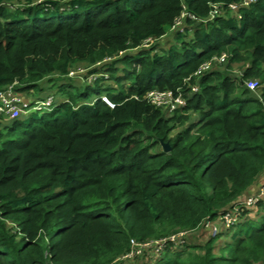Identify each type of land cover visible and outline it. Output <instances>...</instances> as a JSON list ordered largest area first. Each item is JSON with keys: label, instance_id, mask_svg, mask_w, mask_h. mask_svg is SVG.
<instances>
[{"label": "trees", "instance_id": "1", "mask_svg": "<svg viewBox=\"0 0 264 264\" xmlns=\"http://www.w3.org/2000/svg\"><path fill=\"white\" fill-rule=\"evenodd\" d=\"M241 3L0 0V90L39 101L49 80L64 94L40 116H0V264H148L153 247L118 258L180 231L207 239L155 264H264V197L231 228L218 215L264 184V0ZM154 90L186 104L169 112Z\"/></svg>", "mask_w": 264, "mask_h": 264}, {"label": "built area", "instance_id": "2", "mask_svg": "<svg viewBox=\"0 0 264 264\" xmlns=\"http://www.w3.org/2000/svg\"><path fill=\"white\" fill-rule=\"evenodd\" d=\"M256 0H242L241 5H248L251 2H254ZM220 5L215 4L213 5V10L211 11V18L216 15L220 10H219ZM229 7L231 9H236L237 5L236 4H230ZM185 13H182L179 18L176 19V22L174 25L171 27V29H174L175 26H179L181 24V18H183ZM193 18V16H190ZM179 23V24H178ZM226 59V54H221L220 56H215L213 57L210 61H206L202 63L198 69L194 72V76H197L201 74L202 72L208 70L210 66L212 65V62H218L223 63ZM71 75L72 72L70 71ZM69 73V75H70ZM94 76H90L88 79L92 80ZM16 83H13L3 89L0 90V116H6L10 118H16L22 115H27L32 111H39L44 108L46 109H51L55 106L54 104V98L53 96H48L46 99L39 100V101H34L30 102L25 100L15 89ZM245 85L248 89L254 91L256 90L258 84L255 80L249 79L245 82ZM191 90L196 91L197 87L195 85H191ZM101 100L106 102L109 105H112L108 98L106 96H101ZM149 102L156 106L163 107L165 109H168L169 112H174L176 110L182 109L186 101L183 97V95L180 92L174 93L170 90H164V91H159V90H154L150 91L146 94L145 97ZM264 197V184L261 185L256 193H253L249 195L244 201L242 202H237L235 205L227 211H224L222 213H219V219L223 222V225L226 228H231L235 226L238 223L239 220V214L241 207L243 205L246 206H253L256 205L262 198ZM205 227L209 229L210 235L211 236H216L219 232V228L214 222V220H211L210 218H207L205 223ZM182 231L171 234L167 237H162L156 240H151L147 241L144 243H137L131 240V249L130 251L122 256L119 257V259L123 257H129L133 255L135 252L141 253L142 249H145L147 247H153L154 253H153V261L157 260L160 258L162 255L163 250L166 248V246L169 243H183L184 242V237L181 235ZM153 241V242H152ZM150 242V243H148ZM148 243V245H147ZM114 264V263H111Z\"/></svg>", "mask_w": 264, "mask_h": 264}, {"label": "rangeland", "instance_id": "3", "mask_svg": "<svg viewBox=\"0 0 264 264\" xmlns=\"http://www.w3.org/2000/svg\"><path fill=\"white\" fill-rule=\"evenodd\" d=\"M179 24V23H178ZM164 41V42H163ZM162 44L163 45H166L168 42H169V40H167L166 41V38H164V39H162ZM240 64L239 63H235L234 64V71L236 72V73H238V70L240 69ZM72 72V75H71V73H70V76L71 77H78V75L77 74H79V73H81V72H83V69H76V70H72L71 71ZM80 78L78 79V78H75L76 80L74 81L77 85H82L81 87H80V89H83L84 88V86L86 85V79H85V77L83 78V75H80L79 76ZM91 80H89V79H87V82H90ZM53 83L54 82H51V81H49V80H46V81H43V82H41L39 85H38V88H37V90L39 91L38 93L39 94H42L43 96H45L49 91H50V89H53L52 91H50V94H52V96H53V98H54V103H56L59 99H61V98H64V94L62 93V92H60V91H58V90H56V88L54 89L53 87H52V85H53ZM40 89V90H39ZM40 92H42V93H40ZM194 92V91H193ZM91 98H97V96H96V94L94 93V92H91ZM92 101H93V99H92ZM47 110L48 109H46V108H44V109H42V110H39V111H36V114L38 115V116H40L41 114H43V113H45V112H47ZM197 115L196 114H191V119H194L195 117H196ZM208 229V228H207ZM181 235L184 237V239H185V237L186 238H188L189 240V242L191 243V244H197V243H199V242H202L203 240H206L207 239V237H206V235H205V232H190V231H182V233H181ZM154 240H156V239H154ZM151 241V240H150ZM153 242V241H152ZM148 243H150V242H148ZM148 243H147V245H148ZM136 255H139V252H135L133 255H131V256H129V257H123V258H121L120 260L121 261H125V262H130V258H133L134 256H136ZM135 262V261H134ZM143 261H141L140 263H142ZM148 264H155V262L154 261H149L148 262Z\"/></svg>", "mask_w": 264, "mask_h": 264}, {"label": "water", "instance_id": "4", "mask_svg": "<svg viewBox=\"0 0 264 264\" xmlns=\"http://www.w3.org/2000/svg\"><path fill=\"white\" fill-rule=\"evenodd\" d=\"M161 146L164 152H168L170 150L168 143H162Z\"/></svg>", "mask_w": 264, "mask_h": 264}]
</instances>
